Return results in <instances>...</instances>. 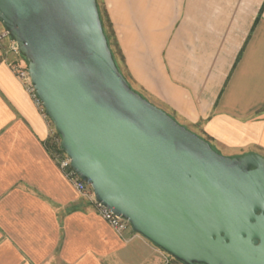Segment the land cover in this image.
Listing matches in <instances>:
<instances>
[{
	"label": "crops",
	"instance_id": "1",
	"mask_svg": "<svg viewBox=\"0 0 264 264\" xmlns=\"http://www.w3.org/2000/svg\"><path fill=\"white\" fill-rule=\"evenodd\" d=\"M133 88L227 157H264V0H103ZM0 43V264H183L65 179ZM146 94V96L143 94Z\"/></svg>",
	"mask_w": 264,
	"mask_h": 264
},
{
	"label": "water",
	"instance_id": "2",
	"mask_svg": "<svg viewBox=\"0 0 264 264\" xmlns=\"http://www.w3.org/2000/svg\"><path fill=\"white\" fill-rule=\"evenodd\" d=\"M61 150L104 207L183 264H264V157H227L136 92L97 0H0Z\"/></svg>",
	"mask_w": 264,
	"mask_h": 264
},
{
	"label": "built area",
	"instance_id": "3",
	"mask_svg": "<svg viewBox=\"0 0 264 264\" xmlns=\"http://www.w3.org/2000/svg\"><path fill=\"white\" fill-rule=\"evenodd\" d=\"M1 42H8V52L13 53L15 55V60L11 63V68L15 75L21 80L23 85L25 86L26 90L31 94L35 103L45 116L46 120L48 121V117L46 115L45 109L43 107L42 102L37 97L35 89L31 83V78L28 70L27 62L24 60L22 55L19 52V49L14 41L11 40L9 34L0 27V43ZM55 131L51 132V137H55ZM54 141L60 145L61 140L58 138H54ZM61 150V148H60ZM52 154L53 159L58 164L62 174L64 175L65 179L75 188V190L86 197L89 201H91L98 210L99 215L106 221L108 224L113 228V230L121 237L125 236L129 232L132 231V227L128 221L125 219L117 216L112 210L104 207L102 204L96 201L94 196V192L91 186L81 179L78 173L72 168L71 160L66 156V154L61 150L54 151Z\"/></svg>",
	"mask_w": 264,
	"mask_h": 264
},
{
	"label": "trees",
	"instance_id": "4",
	"mask_svg": "<svg viewBox=\"0 0 264 264\" xmlns=\"http://www.w3.org/2000/svg\"><path fill=\"white\" fill-rule=\"evenodd\" d=\"M100 17H101V21L103 23V29H104V33L108 39V43H109V46H110V49L113 53V56H114V59H115V62L120 70V72L124 75V77L127 79V81L129 82V84L132 86L131 82L129 81L128 79V75L124 72V69L122 70L121 66H120V63H119V60H118V57H122L121 56V53L119 52V48H118V44L114 39V35H113V31L111 30V26L108 22V18L106 16V12L103 13L102 11H100ZM108 25H109V29H108ZM122 59V58H121ZM133 88V86H132ZM134 89V88H133ZM135 90V89H134ZM136 91V90H135ZM137 92V91H136ZM139 93V92H138ZM142 95V94H141ZM143 96V95H142ZM144 97V96H143ZM145 98V97H144ZM174 118V117H173ZM54 138H58L59 140H61V137L59 134L55 133V137ZM54 138H49L48 142L46 143V147L48 149V151L50 153H53L54 151H59L61 152L60 150V145H58L55 141H54Z\"/></svg>",
	"mask_w": 264,
	"mask_h": 264
},
{
	"label": "rangeland",
	"instance_id": "5",
	"mask_svg": "<svg viewBox=\"0 0 264 264\" xmlns=\"http://www.w3.org/2000/svg\"><path fill=\"white\" fill-rule=\"evenodd\" d=\"M97 2H98V7H99V11H102L103 13H105V6H104V3H103V0H97ZM108 22H109V20H108ZM103 24V23H102ZM2 25L0 24V27H1ZM110 27H109V25H108V29H109ZM114 40V39H113ZM6 48L8 49V45L6 46ZM10 56L13 58V60H15V55H13V53H10ZM25 60V59H24ZM118 60H119V63H120V66H121V68H122V70L124 69V66L122 65V60H121V57H118ZM124 71H125V69H124ZM143 94L146 96V94L143 92ZM48 119V122H49V125H50V127H51V132H54V127H53V124H52V122L49 120V118H47ZM219 154H221L220 152H218ZM221 155H223V154H221ZM224 156V155H223Z\"/></svg>",
	"mask_w": 264,
	"mask_h": 264
}]
</instances>
